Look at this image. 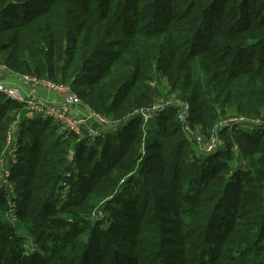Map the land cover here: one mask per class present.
<instances>
[{
    "label": "trees",
    "instance_id": "trees-1",
    "mask_svg": "<svg viewBox=\"0 0 264 264\" xmlns=\"http://www.w3.org/2000/svg\"><path fill=\"white\" fill-rule=\"evenodd\" d=\"M0 65L68 84L118 122L88 141L25 121L0 264H264V149L246 147L264 125L189 155L176 104L146 128L136 114L163 96L162 76L209 137L226 109L263 122L264 0H0ZM6 105L20 106L0 103V119Z\"/></svg>",
    "mask_w": 264,
    "mask_h": 264
},
{
    "label": "built area",
    "instance_id": "built-area-1",
    "mask_svg": "<svg viewBox=\"0 0 264 264\" xmlns=\"http://www.w3.org/2000/svg\"><path fill=\"white\" fill-rule=\"evenodd\" d=\"M2 72L8 76L17 77L23 85H32L34 88L41 87L51 93H54L62 98L59 103H47L38 98H35L32 91L26 88H19L16 86L8 85L2 79ZM0 95L4 97L5 100H9L17 105L23 107L26 110V119L31 121H45L51 120L56 124L64 138L69 135H75L80 140L93 141L95 138L99 137L101 132L107 130L112 132L116 129L118 122L112 121L108 117H102L99 114L91 111L86 107L87 113L85 117L82 116H72L70 111L74 107L82 105L79 97L71 90L68 84L55 83L49 79H37L31 76L17 75L10 72L4 66L0 65ZM173 98V99H172ZM175 100L172 95L167 97H159L151 107L147 109H141L136 112V114L142 119L143 128H146L147 124L163 109L170 107L172 104H176L177 107V119L182 123V128L186 133L188 140L192 141L195 137V133L190 124L189 117V107L184 103H180ZM87 120H94L97 122L99 129H87ZM264 122H250L247 118L243 116L228 117L225 120L219 122L212 135L203 139L204 142L201 148L198 149L201 154H213L218 150H221L225 146V142L219 135L221 130H227L229 133L237 131L239 129L244 131H252L257 125L261 126ZM15 126L11 127L7 131L6 135V147L9 145L8 150L5 148L0 157V197L6 201L8 208L11 210L13 206L10 204V196L13 193V185L9 182L10 172L13 165L17 162L18 146H17V134ZM141 153H143V147L141 148ZM73 151H69V160H72ZM6 156V157H5ZM5 157V158H4ZM72 176L71 172H66L63 174V178L60 181V196L62 199L65 198L67 191L69 189V184L67 180ZM9 217V222L14 224L15 214L13 211L5 214ZM102 220V216L99 217ZM33 251V250H32Z\"/></svg>",
    "mask_w": 264,
    "mask_h": 264
},
{
    "label": "rangeland",
    "instance_id": "rangeland-1",
    "mask_svg": "<svg viewBox=\"0 0 264 264\" xmlns=\"http://www.w3.org/2000/svg\"><path fill=\"white\" fill-rule=\"evenodd\" d=\"M25 76H29V75H25ZM158 83H159V85H158V90H159V93H160V95L162 94L163 96H165V95H167L171 90H170V87L168 86V84H167V80L164 78V77H162V76H159L158 77ZM72 90V89H71ZM73 91V90H72ZM74 92V91H73ZM75 93V92H74ZM170 94V93H169ZM176 94V93H175ZM159 96V95H158ZM157 96V97H158ZM80 99V98H79ZM173 99V98H172ZM81 100V99H80ZM172 101H176V100H172ZM82 102V101H81ZM0 103H6V100L5 99H0ZM82 105L86 108L87 106L86 105H84L83 104V102H82ZM149 107H151V106H147V107H144V108H141V109H147V108H149ZM88 108V107H87ZM141 109H139V110H141ZM1 114L3 115V116H1L2 118L0 119V124H2V123H4V122H7L8 124H9V128H8V130L11 128V127H14L15 126V129H16V134H19V135H22V136H24V137H28L29 136V134L28 133H24L23 131H22V129L24 130V125H25V121H31V120H29V119H26L25 118V116H26V110L25 109H23V107H16L15 105H12V106H7L6 105V108H4V110L1 112ZM243 116L242 114H239V113H236L235 111H233V110H229V109H226V112H225V114L222 116V118H221V120H223V119H226V118H228V117H234V116ZM73 116V115H72ZM76 116V115H75ZM260 116H264V115H260ZM254 118V117H253ZM110 120H114V119H112L111 117L109 118ZM255 119H257V118H255ZM264 122V121H263ZM50 125H54V123L52 122ZM264 125V124H263ZM193 131H194V133H195V137L193 138V140L192 141H190V147L193 149V150H191V153H189V155H201V153L199 152V150L198 149H200L201 148V145H202V143L204 142V140L203 139H207L209 136V134H204L203 132H202V130H201V128L199 127V126H197V125H194L193 124ZM58 128V134H62V130H60L59 129V127H57ZM7 130V131H8ZM239 132V130L238 131H236L235 133H238ZM21 133V134H20ZM255 133H257V132H255ZM264 134V132H261L260 134L259 133H257V134H254V136H257V139L255 140V144H252V145H250L249 143H247V145H246V147H247V149H249V150H251V149H264V136H262ZM6 135H7V132L4 134V139H3V141H1V145L2 146H0V157H1V154L3 153V150L5 149V148H7V150H8V147H9V145H7V147H6ZM17 137H18V135H16ZM62 136H63V134H62ZM69 136H71V135H69ZM68 137V136H67ZM222 137V136H221ZM223 139V138H222ZM229 139H227V141H228ZM230 140H231V138H230ZM224 141V140H223ZM225 142V141H224ZM243 143V142H242ZM17 146H18V143H17ZM237 146L238 145H235L234 143H233V145H232V152H233V159H232V162H230V164H232L233 163V165H234V162H236L237 160H235L236 159V155H241V154H239V152L240 153H242L241 151H240V148H237ZM18 149H19V146H18ZM6 150V149H5ZM4 150V151H5ZM197 151V152H196ZM252 151V150H251ZM250 155H258L256 152H253V153H251ZM6 157V156H5ZM4 157V158H5ZM223 159V156L220 158V160H222ZM249 160L247 159L246 160V162H248ZM72 163V162H71ZM205 163V162H204ZM9 182L13 185V183H12V181L11 180H9ZM0 219H1V221H3V222H6V221H8L9 220V217H8V215L6 216L5 215V212H3L2 210H0ZM20 234H22V233H20ZM34 249V247H33V245H32V243H27L26 245H25V251L27 252V253H29V252H31L32 250Z\"/></svg>",
    "mask_w": 264,
    "mask_h": 264
},
{
    "label": "crops",
    "instance_id": "crops-1",
    "mask_svg": "<svg viewBox=\"0 0 264 264\" xmlns=\"http://www.w3.org/2000/svg\"><path fill=\"white\" fill-rule=\"evenodd\" d=\"M2 79L4 82H6L8 85H12V86H16L19 88H26L29 91L33 92V95L35 96V98H38L44 102L47 103H59L61 102L62 98L54 93H51L47 90H44L41 87H36L34 88L32 85L30 84H26L25 86L23 85V83L17 79V77H13V76H8L7 74H5L4 72H2ZM23 88V89H24ZM87 113V109L81 105L78 107H74L71 111L70 114L73 116H82L85 117ZM87 129L91 130V129H99V126L97 124L96 121L94 120H87Z\"/></svg>",
    "mask_w": 264,
    "mask_h": 264
}]
</instances>
